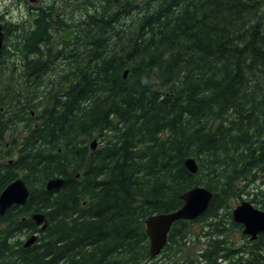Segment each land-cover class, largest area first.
Returning <instances> with one entry per match:
<instances>
[{"label": "trees", "instance_id": "16d2710c", "mask_svg": "<svg viewBox=\"0 0 264 264\" xmlns=\"http://www.w3.org/2000/svg\"><path fill=\"white\" fill-rule=\"evenodd\" d=\"M35 5L15 57L3 52L19 23L6 26L0 52V192L20 175L30 189L0 214V264H196L177 255L197 221L207 239L198 264L242 251L233 199L264 171V0ZM72 23L73 46L57 49ZM55 176L62 183L48 189ZM196 184L213 191L208 208L176 219L149 260L146 218L182 206ZM249 200L264 208V189ZM33 211L46 213L44 229ZM257 235L244 234L249 264H264Z\"/></svg>", "mask_w": 264, "mask_h": 264}, {"label": "water", "instance_id": "95a60500", "mask_svg": "<svg viewBox=\"0 0 264 264\" xmlns=\"http://www.w3.org/2000/svg\"><path fill=\"white\" fill-rule=\"evenodd\" d=\"M72 34V30L67 28L63 31V37L68 38ZM3 24L0 22V52L4 41ZM126 71L124 72V75ZM67 87V83H65ZM96 139H92L90 145L92 148L96 145ZM184 163L186 167L192 172L198 169V163L196 158L188 156ZM63 181L60 176L50 178L46 182L48 189H54L59 186ZM30 189L27 186L25 178L20 175L13 180L9 181L8 184L0 192V214H5L9 207L13 204H22L27 201ZM213 196V191L202 184H196V186L190 187L181 194L183 199V205L170 211L154 212L150 213L145 220V228L150 239L149 260L158 256L163 246L166 244L168 233L171 229L172 223L176 219H195L197 216L204 212ZM233 219L242 224L243 234L249 235L251 240L256 239L259 232H264V208L255 205L251 200L243 198L240 202L232 207ZM30 217L34 219L41 228L44 229L48 223V217L46 213L33 211ZM38 237L37 232L24 239L25 245H30ZM230 264H249L248 260L240 259Z\"/></svg>", "mask_w": 264, "mask_h": 264}, {"label": "rangeland", "instance_id": "374dc122", "mask_svg": "<svg viewBox=\"0 0 264 264\" xmlns=\"http://www.w3.org/2000/svg\"><path fill=\"white\" fill-rule=\"evenodd\" d=\"M48 0H39L36 1V3L34 2V0H0V12L4 13L5 19L7 20V22L11 25H13V23H19L20 26L17 29V34H10L7 43L5 45V50L3 52L4 58L8 59V61L10 62L12 57H15V53H14V49L17 48L16 46H14L13 44L15 42H20L21 40H24V36L26 33L29 32V30L32 28L33 26V19L35 18L37 9H35V7L33 6V10L30 9L31 5H44V3H47ZM22 25V26H21ZM84 25H88V22L83 23V27ZM15 29H13L14 31ZM55 38V37H54ZM75 36L72 37L71 39V43L70 44H65V48H67L68 46H73V41H75ZM16 45V43H15ZM56 45V44H55ZM62 46L58 45L57 49H60ZM62 46V47H64ZM56 49V48H55ZM6 56V57H5ZM17 69V68H16ZM18 70V69H17ZM17 70L15 71L17 73ZM5 73V71L0 69V76L3 75ZM2 81H6V79L2 80ZM19 133L23 134L24 133V129L22 128L23 124L20 123L19 125ZM10 135V132L7 131L6 132V136ZM257 186V187H256ZM258 188H263L264 189V171H261L259 173V178L257 180H255L254 182H251L247 185L245 192L242 194L241 197H238L236 199H233V204L232 207L237 204L238 202H240L243 198L249 199L250 197L253 196L254 191L257 190ZM192 232L190 237V240L186 243V245L183 247V250L177 255L178 258L181 257H191L196 264L200 263L197 261L198 255H199V251L201 250V247H203L206 242L207 239L206 237H204L203 235H200L201 233V228L202 226H204L202 224L201 221H197L195 223H193L192 225ZM241 230H238L235 232V234H233V236H235V240L236 242H239L240 247H242V251L234 254L233 257L231 258H227L226 260L223 261V264H230L233 263L236 260H240V259H244L246 260L245 256H247L248 254V245H247V237H244L243 232H241ZM247 235V234H246ZM22 237L24 239H26L27 237L25 235H22ZM249 237V236H248ZM161 261L160 259L157 260L158 263ZM198 262V263H197ZM158 263H152V264H158ZM150 264V263H149Z\"/></svg>", "mask_w": 264, "mask_h": 264}, {"label": "flooded vegetation", "instance_id": "af4514ba", "mask_svg": "<svg viewBox=\"0 0 264 264\" xmlns=\"http://www.w3.org/2000/svg\"><path fill=\"white\" fill-rule=\"evenodd\" d=\"M36 1H39V0H34V2L36 3ZM81 20H82V22L83 23H85V22H87V20H85L84 18H81ZM0 22L3 24V31H4V35H5V38H6V31H7V25L9 24L8 22H7V20L5 19V16H4V13H2V12H0ZM70 25H72V26H65L63 29H61L60 30V33H59V35L58 36H56L55 38H54V41H53V43L54 44H56V45H61L62 44V46H64L65 44H68V43H70L71 42V39H72V37H74L75 35H76V33L77 32H80L79 31V27H78V25H76V24H74V23H72V24H70ZM67 28H69V29H71L72 30V34H71V36L70 37H68V38H64L63 37V31L65 30V29H67ZM4 38V39H5ZM61 46V47H62ZM65 48V47H64ZM67 87H68V84H67Z\"/></svg>", "mask_w": 264, "mask_h": 264}, {"label": "bare ground", "instance_id": "6f19581e", "mask_svg": "<svg viewBox=\"0 0 264 264\" xmlns=\"http://www.w3.org/2000/svg\"><path fill=\"white\" fill-rule=\"evenodd\" d=\"M69 27H70V26H69ZM126 72H127V71H126ZM6 150H7V149H6ZM46 186H47V185H46ZM241 232H242V231H241ZM37 234H38V236H39V233H38V232H37ZM37 238H38V237H37ZM37 238H36V239H37ZM36 239H35V240H36Z\"/></svg>", "mask_w": 264, "mask_h": 264}]
</instances>
